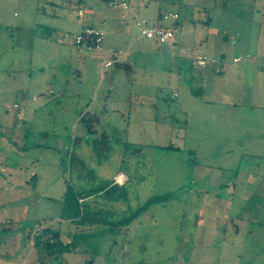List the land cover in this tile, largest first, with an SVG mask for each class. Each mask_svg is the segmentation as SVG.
Instances as JSON below:
<instances>
[{"label": "rangeland", "instance_id": "374dc122", "mask_svg": "<svg viewBox=\"0 0 264 264\" xmlns=\"http://www.w3.org/2000/svg\"><path fill=\"white\" fill-rule=\"evenodd\" d=\"M125 2L0 0V264H264V0ZM88 18L101 49L73 42ZM47 228L77 247L43 255Z\"/></svg>", "mask_w": 264, "mask_h": 264}, {"label": "built area", "instance_id": "2783aa9c", "mask_svg": "<svg viewBox=\"0 0 264 264\" xmlns=\"http://www.w3.org/2000/svg\"><path fill=\"white\" fill-rule=\"evenodd\" d=\"M127 3L125 0H113L109 2V6L112 7H125ZM174 18H177V15L172 14L171 15ZM139 26H146L145 29L142 31V35L149 38V39H155L160 44H163L165 46L171 47L170 45L175 44V33L172 29L160 27L156 25H149L147 21L142 20L138 22ZM103 35L104 33L98 28L95 27H89L84 28L83 31L76 33L73 37V42L78 47H83L86 49H101L102 41H103ZM189 57H191L193 64L198 69H204L209 66L219 65L224 66V64L215 57H209L204 54H195L191 51H188ZM242 57H237L234 59L235 62L241 61ZM113 61H107L104 65V67H108L112 64ZM16 106V105H15ZM125 175L120 172L117 177H115V183L117 184H123L125 182Z\"/></svg>", "mask_w": 264, "mask_h": 264}, {"label": "trees", "instance_id": "16d2710c", "mask_svg": "<svg viewBox=\"0 0 264 264\" xmlns=\"http://www.w3.org/2000/svg\"><path fill=\"white\" fill-rule=\"evenodd\" d=\"M105 1L109 4V2L113 1V0H102ZM162 27V26H160ZM224 67V66H223ZM220 67V68H223ZM104 190H106V188L102 189L99 191L100 192H104ZM84 198L82 195H80L79 193H77L76 191H74L73 189H71L70 187L67 188V191L65 193L64 196V201H63V213H69L73 215V222L75 223H84V213L82 208H80V203L84 202ZM169 196L168 195H164V196H154L152 198H150L145 204L144 206L140 207L139 210L137 211V213L135 214V216H138L139 213H141L142 211H145L146 208L154 203V202H159L162 201L164 199H168ZM134 216V217H135ZM131 219V218H130ZM129 220V219H128ZM42 236H46V240L45 242V253H42L43 255H49L53 252H62V251H69V250H74L77 247V239L74 236L73 240L68 242V243H63V241L60 238V232L59 231H51L50 229H45L43 231H35L32 235V238L34 240H36V245L40 246L41 244V238Z\"/></svg>", "mask_w": 264, "mask_h": 264}, {"label": "crops", "instance_id": "0c3cea01", "mask_svg": "<svg viewBox=\"0 0 264 264\" xmlns=\"http://www.w3.org/2000/svg\"><path fill=\"white\" fill-rule=\"evenodd\" d=\"M105 19H106V17L104 18V17H101L100 18V20L102 21V23L104 24V26L106 27V25H105ZM92 24V21H91V18H88V19H86V20H84V23H83V27H82V29L83 28H85L86 26H89V25H91ZM92 26H94L95 27V25H92ZM97 28H100V27H97ZM107 28V27H106ZM81 29V30H82ZM107 31L106 32H108V34L109 33H111V31H109L108 29H106ZM102 43H103V41H102ZM106 47L105 48H107L109 51H111L110 49L112 48V44H110L109 42L108 43H106V45H105ZM101 48H102V45H101ZM198 53H200V52H197V53H195V54H198ZM200 54H203V53H200ZM217 58V57H216ZM235 58H237V57H235ZM234 58V59H235ZM234 59H233V62L234 63H238V62H240V61H238V62H235L234 61ZM223 64H224V67L223 68H220V67H222V66H219V65H212V66H209V67H207V68H204V69H199V71H201V72H203V74L205 73V76L209 73V72H212L213 70L215 71V72H223L224 70H225V68H226V63L222 60V59H219ZM242 60V59H241ZM223 105H224V108L222 109V111L223 112H225L226 113V115L228 116V117H230L231 118V120L233 121V123H234V117H236L237 115H238V107H239V105H240V103H239V101L236 99V98H234L233 96H230L228 99H227V101H225V103H223ZM235 123H237V121H235ZM120 173V172H119Z\"/></svg>", "mask_w": 264, "mask_h": 264}]
</instances>
